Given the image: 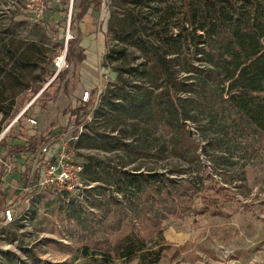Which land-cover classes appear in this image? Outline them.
I'll return each instance as SVG.
<instances>
[{
	"label": "trees",
	"instance_id": "trees-1",
	"mask_svg": "<svg viewBox=\"0 0 264 264\" xmlns=\"http://www.w3.org/2000/svg\"><path fill=\"white\" fill-rule=\"evenodd\" d=\"M103 1L80 0L74 22L89 9L100 11ZM108 5L106 33L115 47L104 55L103 65L122 64L124 69L115 68L117 82L104 95L107 114L112 118L115 113L119 121L135 120L136 132L144 124L146 132L153 128L157 136L145 133L130 142L107 141L104 136L100 141L84 133L78 146L123 151L135 160L151 158L155 163L167 152L188 168L172 171L176 177H171L156 168L85 165V179L106 183L109 193H99L101 198L94 200L97 213L71 209L70 240L79 243L80 254L94 258L95 264H158L168 246L165 222L209 210L194 207V199L211 188L213 177L202 173L206 165L201 163L199 144L185 130L184 121H195L188 107L211 123L228 120L239 131L252 130L264 140V0H108ZM77 42L67 41L69 61ZM0 44L10 50L8 43ZM135 52L139 63L132 66L133 59L127 58ZM3 85L0 74V131L12 116L16 95ZM32 87L37 93L42 85ZM96 92L93 89L90 101L80 102L76 109L77 128ZM65 247L71 251V245ZM15 258V264L22 263Z\"/></svg>",
	"mask_w": 264,
	"mask_h": 264
},
{
	"label": "rangeland",
	"instance_id": "rangeland-1",
	"mask_svg": "<svg viewBox=\"0 0 264 264\" xmlns=\"http://www.w3.org/2000/svg\"><path fill=\"white\" fill-rule=\"evenodd\" d=\"M32 1L0 0V40L10 46V50H5L0 44V74L5 84L2 89L16 94L12 116L5 124L38 96L10 136L26 135L25 119L34 115L43 133L60 131L78 136L73 144L84 166L97 162L111 170L156 168L171 177H176L172 171L187 169L182 159L167 152L161 153V159L155 163L151 158L135 160L123 151L78 146L84 133L100 141L105 136L107 141L117 138L127 142L145 133L156 137L157 133L153 128L146 132L144 124L136 132L135 120L123 117L119 121L115 113H111L112 118L107 114L104 95L117 82L115 68L124 69L122 64L103 65L104 55L115 47V40L106 33L110 17L108 0L103 1L100 11L90 9L77 22L74 18L80 0H44L46 10L38 21ZM92 34L101 38L85 39ZM72 38L78 42L70 49L69 61L65 58L67 39ZM92 43L96 44L92 47L96 49L93 54ZM138 56V52L128 56V60L133 59L132 66L139 63ZM59 57L64 60L59 62ZM37 83L42 87L34 93L30 87ZM93 89L97 90L95 102L79 117L77 128L75 111L81 105L79 94ZM188 110L195 121H184L185 130L199 144L200 160L206 165L202 173L213 177L211 188L194 199V207L199 210L206 206L209 210L165 222L168 246L158 264H264V140L252 130L239 131L228 120L211 123L198 111L189 107ZM85 181L94 184V192L86 193L88 197L94 193L104 197L109 193L110 186L106 183ZM81 199L74 194L31 193L27 201L17 206L19 218L24 220L0 224V264H15V256L22 261L18 264H95L94 258L80 254L79 243L70 240L71 209L97 213L95 208L87 209ZM93 203L92 198L90 206ZM213 211L216 213L212 214ZM65 245H71V251ZM110 264H136V260H115Z\"/></svg>",
	"mask_w": 264,
	"mask_h": 264
},
{
	"label": "built area",
	"instance_id": "built-area-1",
	"mask_svg": "<svg viewBox=\"0 0 264 264\" xmlns=\"http://www.w3.org/2000/svg\"><path fill=\"white\" fill-rule=\"evenodd\" d=\"M32 9L36 21L43 19L46 10L44 0H33ZM58 60L62 62L64 59L59 57ZM37 97L12 121L4 123L0 131V224L8 225L20 219L17 206L37 191L74 194L78 199L82 197L81 201L90 210H94L90 206L92 198H101L100 194L86 195L94 192V184L84 179V165L73 144L78 136L43 133L41 123L34 115L25 119L26 135L10 136L18 120ZM90 97L89 90H82L79 94L82 103H88Z\"/></svg>",
	"mask_w": 264,
	"mask_h": 264
},
{
	"label": "crops",
	"instance_id": "crops-1",
	"mask_svg": "<svg viewBox=\"0 0 264 264\" xmlns=\"http://www.w3.org/2000/svg\"><path fill=\"white\" fill-rule=\"evenodd\" d=\"M89 10H90V9H89ZM89 10L87 11V13H88V12L90 13L93 9L90 10V11H89ZM93 12H94V10H93ZM94 35H95V34H92V36L89 35L87 38L85 37V39H100V38H101V37H97V36H94ZM83 39H84V37H83ZM93 45H96V44H93V43L91 44V54H93V52L96 50L95 48L92 49Z\"/></svg>",
	"mask_w": 264,
	"mask_h": 264
}]
</instances>
